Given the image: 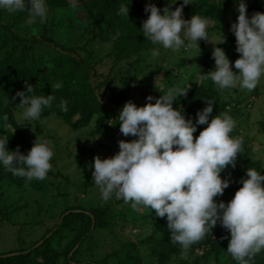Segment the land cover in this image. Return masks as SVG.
<instances>
[{
    "label": "trees",
    "instance_id": "16d2710c",
    "mask_svg": "<svg viewBox=\"0 0 264 264\" xmlns=\"http://www.w3.org/2000/svg\"><path fill=\"white\" fill-rule=\"evenodd\" d=\"M72 2L48 0L49 13L60 12L68 17L65 23L69 24L67 30L62 31L67 36H71L76 25L81 23L79 13L83 11L86 15L84 19L88 24L82 23L83 32L72 47L58 38L62 34L59 24L63 21L57 22V15L49 14L44 23L34 22L35 25L29 28L36 27L40 34H32V30L24 31L22 22H15L17 19L5 21L3 11H0V117L5 114L9 117L8 127L6 130L0 129V135L8 136L9 150L19 146L20 152L26 155L37 138H50L59 151L58 155L54 154L52 161L60 156L66 159L64 156L69 153L68 161L74 162L70 160L74 158L77 162L79 151H75L74 156L69 146L78 147L82 143V149L88 148L87 141L96 142L102 150L110 151L116 144L115 152H118L119 140L131 141L136 138L125 137L120 132L118 116L124 104L132 101L137 106H144L149 95L159 98L167 88L179 86L189 88L188 94L181 96L173 106L182 108L186 118L195 121L197 112L212 99L215 104L211 115L230 110L229 114L236 121L232 135L243 138V151L237 155L236 167L229 165L221 173L222 178H230L232 183L222 196L214 199L227 203L234 198L235 192L242 187L241 178H247L246 169L249 167L261 170L264 175V157L254 142L257 136L250 132L252 124H257V130L264 133V115H255L252 111L255 105L253 100L261 93L259 87L245 96L239 87L220 90L211 79H203V72L214 70V47L223 49V45L200 40V50L193 48L201 57L203 55L204 66L195 67L191 72L187 69L189 75L186 79L181 77V71L170 74L166 67L170 63L184 68L180 58L165 59L159 68L144 73L140 65L145 55L157 47L143 36L140 29L148 16L145 12L148 0H76V7H72ZM152 2L161 9L167 4V0ZM122 3L129 4V18L118 14ZM182 3L183 0H178L176 5H172L173 10ZM246 3L252 5L247 12H264L263 0H246ZM236 8V0H194L184 6L183 17L191 19L195 14L208 17L212 21L208 31L210 39H213L223 34L225 27H229L226 21L231 13L235 11L237 18ZM23 13L26 12H19V15ZM227 42L231 45L236 43L234 33L230 34ZM196 70L200 71V76L196 75ZM26 82L34 86L36 95L55 96L52 106L45 108L38 120L31 121L37 136L35 141L30 140L18 120L21 98L16 93L26 89ZM57 83L62 84V87H52ZM62 100L66 102L67 110L61 109ZM152 102L155 103V100ZM51 120L58 121L62 130L69 135L61 133V130L56 134L50 130L48 132L47 122ZM63 125H67V128ZM205 127L207 125H199L194 138ZM90 155L93 154L90 152ZM97 155L102 159L105 156L97 152L94 157ZM48 173L53 179L48 178L51 181L47 179L46 184L44 180L28 182L26 178L15 176L0 165V229H5L8 224L12 226L17 218L15 214L21 211L19 215L26 218L27 229L37 234L38 226L43 221L38 222L36 230H31L29 226L33 223L28 216V205L22 204L26 196L19 194L26 193L27 184L35 191L48 193L50 203L45 206L51 209L47 212L54 211L52 218L58 216L57 224L47 229L40 238L34 235L25 240L23 229H15L19 243L8 251L0 252V264H147L149 261L152 264H237L227 252L230 232L219 223L184 254L181 246L171 241L166 217H157L155 210L146 209L142 217L137 211L131 218L125 211L113 205H103L100 201L84 204L72 193L71 186L75 178L71 172L58 169ZM60 184L66 186L67 190L61 189ZM53 190L55 192L52 193ZM145 221L151 224V229L140 233L137 239L126 234L132 227H143ZM98 230L102 231V236H99ZM130 234H133L132 230ZM102 240H106L108 245L103 244ZM94 243L101 246L100 250ZM254 264H264V250L255 256Z\"/></svg>",
    "mask_w": 264,
    "mask_h": 264
},
{
    "label": "clouds",
    "instance_id": "9594fccd",
    "mask_svg": "<svg viewBox=\"0 0 264 264\" xmlns=\"http://www.w3.org/2000/svg\"><path fill=\"white\" fill-rule=\"evenodd\" d=\"M193 2L183 0L173 10L172 5L178 0H167L163 9L148 0V16L140 29L157 46L152 50L153 57L160 56V46L179 52L193 47L200 50L198 42L202 39L213 45L224 42L222 35L215 42L210 39L208 29L212 21L208 17L195 14L184 19V6ZM236 2L238 16L230 30L236 37V51L241 54L234 62L239 72L233 71L225 51L214 47V70L203 72V79H211L220 90L239 87L251 92L264 78V12L249 16L246 0ZM72 7H76V0ZM129 10V4L122 3L118 14L129 18ZM0 11L27 12L30 22L44 23L49 6L48 0H0ZM52 87L59 89L62 84ZM188 90L169 87L159 98L149 95L144 106L126 102L119 111L120 132L136 138L119 140V151L112 157L94 158V183L104 202L115 197L137 211L155 210L157 217H166L171 241L179 244L184 254L219 223L230 232L227 252L233 260L237 264H254L255 256L264 250V175L249 167L234 198L227 203L214 199L222 196L232 183L221 173L229 165L236 167L237 155L243 151V138L232 135L236 121L230 110L211 115L215 104L212 99L197 112L195 121L186 118L183 109L173 105L181 96H187ZM16 96L21 98V125L38 120L55 100L53 94L36 95L34 86L27 82L26 89ZM60 107L67 110L66 102L62 100ZM8 120L7 114L0 117V129H7ZM199 125L207 127L194 138ZM8 141L7 135H0V165L28 182L44 180L53 167L54 151L49 141L37 138L26 155L19 146L9 150ZM262 144L264 133L257 137V149Z\"/></svg>",
    "mask_w": 264,
    "mask_h": 264
},
{
    "label": "rangeland",
    "instance_id": "374dc122",
    "mask_svg": "<svg viewBox=\"0 0 264 264\" xmlns=\"http://www.w3.org/2000/svg\"><path fill=\"white\" fill-rule=\"evenodd\" d=\"M262 1V0H260ZM264 1V0H263ZM251 3H247V9L252 6L250 5ZM249 15L251 16L254 12H256V10H249ZM51 16H55L57 15V22L59 21H63L62 24H59V32L62 33L58 36L59 40H61L62 43H64L65 45L72 47L75 42L77 41L76 39L79 38V36L82 34L83 30L82 28L84 27L82 25L83 24H88V21H86V19H84V17L86 18V15H84V12L82 11V13H79V19L82 20L81 23H78L76 25V29L72 31L71 36H67L64 32H62L63 30H67L66 27L69 25H65V23L68 21V17L63 13V15L60 14V12L57 14V12L51 11L49 13ZM19 13H15V14H9L5 11H3V17L4 20L7 22H13L15 19H17V21L15 22H22V28L24 29V31H28L30 32L32 30V34H37V30L36 27L33 28H29L35 25L34 22H30L29 21V17H28V13L26 12L25 14L23 13L21 16L19 15ZM63 17V19H62ZM237 18H236V13L235 11L233 13L230 14V16H228V19L226 21V24L229 27H225V29L223 30V34H219L217 36H214V38L212 39L213 42H215L217 39H219L221 37V35L224 37V42L222 43H217V45L222 46L223 45V50L225 51L226 55L228 56L230 62L233 65V71L236 72L238 74L239 70L234 68V62L236 59H238L240 57V53H238L236 51L237 45L236 43L234 45H231L230 43L227 42L228 37L230 36L231 33H233L230 29H231V25L233 22H236ZM21 32L24 33L23 30H20ZM37 32V33H36ZM40 34V33H38ZM180 54L177 52H173L170 49H164V48H160V56L159 57H153L152 56V52L149 54L145 55V60L142 62V64L140 65V68L142 69V72L147 73L148 71L151 70H155L157 68H159L163 62L165 61V59H177L180 58V60L184 63V68L183 67H179V66H173V64H167L166 67L169 70L170 74H178L180 71L181 73V77L183 79L188 78V73L186 72L187 69H189L188 71H194L195 67H202L203 65V55L201 57V55L198 54L197 50L195 48H190V49H182ZM182 55V56H181ZM196 75L200 76V71L196 70L195 71ZM142 75V73H141ZM259 87V91L261 92L256 98L255 95H252V99H254L253 101L255 102L254 105V109L253 114L255 115H260L263 116L264 114V78L261 79L260 83L258 84ZM241 89V88H240ZM243 90L242 92L244 93L245 96H247L248 94H251V92H249L246 89H241ZM21 122V121H20ZM25 124H22V126L24 127V129L27 131V134H29L28 136L30 137L31 141H35V139L37 138L36 134H35V130H34V125L33 122H24ZM47 126H48V132L50 130V132L52 134H56L59 133L61 130V133H65L66 135L68 134L64 129L62 130V127L60 125V123L58 121L55 120H51L47 122ZM63 127L67 128V125H63ZM252 128H250V132L251 135L253 136H259L260 134H262L259 130H257V124L253 125L252 124ZM249 132V133H250ZM69 135V134H68ZM71 135H74L73 133ZM49 143L52 145L53 147V151L54 154L59 153L57 147L55 145H53L51 142L52 140L49 138L48 139ZM254 142H256L257 144V139H254ZM82 143H80V146L76 147L73 145H70V151H72V154L75 156L76 152L79 151L78 153V161L76 162L74 158L70 159L74 162L68 161L69 159V153L65 154V158H62L61 156L58 158H55V161H51L53 167L50 171H56L58 169L63 170L64 172L67 171L68 173L71 172L73 177L75 179H73V184H72V193H74L73 195H77L80 199V201H82L84 204L85 203H92V204H96L98 201L102 202L103 205H113L114 207H117L118 210L121 211H125L126 213H128L130 215V217L132 218L134 216V212H137V210L133 209L131 207L130 204H125L123 202V200H117L115 199V197H113L112 199H110L107 202H104L101 198H100V193L98 190V186L95 185L94 180H93V176L90 178L89 175H92V173L94 172V155L98 152V153H103V155H105L103 157L104 158H109L114 156L117 152H115L114 148H116V144H114L110 150H102V148H100L98 146V144L96 142H91V141H87V146L88 148H84L82 149ZM258 152L264 157V144H262L260 146L259 149H257ZM76 151V152H75ZM90 152L93 155H90ZM96 152V153H95ZM61 153V152H60ZM58 155V154H57ZM60 155V154H59ZM55 157V156H53ZM68 163V165H67ZM49 173L47 174L46 178L44 179L45 184L48 183L46 182L48 178L53 179L52 177H49ZM48 181H51L48 179ZM59 186V183H56V187ZM27 188L28 190L26 191V193L24 192H20L19 194L21 196H23L25 194L26 198H24L22 204H26L28 205L27 210L29 211L28 216L30 217V219H32V225L29 226L30 228L33 229H37V224L38 222H42L40 225L38 226L39 229L37 230V234L36 233H31L30 229H27L28 226L26 227V223H25V217L23 218L22 215H19V213L21 211H19L18 214H15L17 216L16 219H14L12 226H8L5 229H0V252H4V251H8L10 249H12L14 246L18 245L19 241H18V237L17 234L15 233V229L17 230H21L23 229L22 235L23 238L25 240H29L32 237H36V235L40 238V236H42L47 229L53 228L57 222H58V216L52 218L51 216L54 215V211L51 212H47L49 211V209H51L50 206H45L48 205L50 203V196H48L46 193H41L38 191L33 190L31 185L27 184ZM60 188L63 190H67L66 186L62 187L60 184ZM22 191V190H21ZM24 191V190H23ZM94 191V194H93ZM50 192V191H49ZM55 192V190L52 191V193ZM62 201V200H61ZM74 201V200H73ZM64 202V201H62ZM75 203H78V201H74ZM60 204V201L58 202V205ZM24 212V211H23ZM140 212V217H142V215H145L146 213V209L145 208H141L139 210ZM40 213V214H39ZM38 214V217L37 215ZM58 214V212H57ZM19 215V216H18ZM18 222V223H17ZM144 226H135L129 229V231L126 232L127 235L131 236L133 239H137L138 235L140 233H145V231L150 230L151 229V224L147 221L144 222L143 224ZM34 230V232H35ZM133 231V234H130V231ZM31 233V234H30ZM97 233L99 234V236H102V231L98 230ZM71 235H69L70 237ZM102 243L105 245H108L106 240H102ZM95 246H97V248H101V246H99L98 244L94 243ZM102 251V249H101ZM148 251V250H146ZM149 252V251H148ZM80 256V255H79ZM147 264H152V262L149 263L147 262Z\"/></svg>",
    "mask_w": 264,
    "mask_h": 264
}]
</instances>
